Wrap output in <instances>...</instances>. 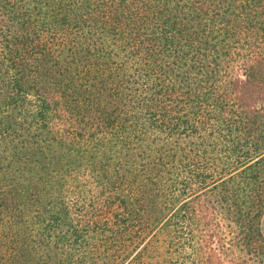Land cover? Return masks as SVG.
<instances>
[{"label": "trees", "instance_id": "16d2710c", "mask_svg": "<svg viewBox=\"0 0 264 264\" xmlns=\"http://www.w3.org/2000/svg\"><path fill=\"white\" fill-rule=\"evenodd\" d=\"M264 0H0V264H264Z\"/></svg>", "mask_w": 264, "mask_h": 264}, {"label": "rangeland", "instance_id": "374dc122", "mask_svg": "<svg viewBox=\"0 0 264 264\" xmlns=\"http://www.w3.org/2000/svg\"><path fill=\"white\" fill-rule=\"evenodd\" d=\"M261 230H262V232L264 233V218H263V220H262Z\"/></svg>", "mask_w": 264, "mask_h": 264}]
</instances>
